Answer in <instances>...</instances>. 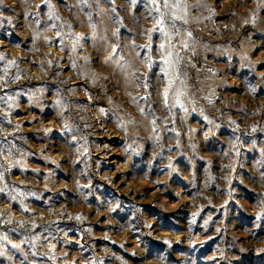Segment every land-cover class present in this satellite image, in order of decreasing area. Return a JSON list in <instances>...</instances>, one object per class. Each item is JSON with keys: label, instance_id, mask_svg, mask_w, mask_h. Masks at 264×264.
<instances>
[{"label": "rangeland", "instance_id": "obj_1", "mask_svg": "<svg viewBox=\"0 0 264 264\" xmlns=\"http://www.w3.org/2000/svg\"><path fill=\"white\" fill-rule=\"evenodd\" d=\"M161 11L0 0V264H264V0Z\"/></svg>", "mask_w": 264, "mask_h": 264}, {"label": "snow or ice", "instance_id": "obj_2", "mask_svg": "<svg viewBox=\"0 0 264 264\" xmlns=\"http://www.w3.org/2000/svg\"><path fill=\"white\" fill-rule=\"evenodd\" d=\"M44 2L47 3V0H44ZM150 3L155 6V11L159 13L161 17L164 15V13L161 11V8H163L173 10V19H182V17L176 15V10L180 9V0H150ZM157 23L158 25H163L164 21L163 19H159ZM53 27H55V25H53ZM161 47L163 48V45H161ZM13 247L17 246L13 245Z\"/></svg>", "mask_w": 264, "mask_h": 264}]
</instances>
